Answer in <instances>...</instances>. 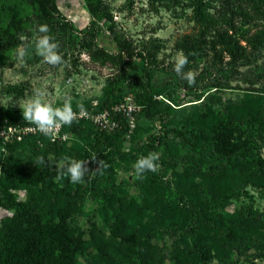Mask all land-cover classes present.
I'll return each mask as SVG.
<instances>
[{
    "label": "rangeland",
    "instance_id": "374dc122",
    "mask_svg": "<svg viewBox=\"0 0 264 264\" xmlns=\"http://www.w3.org/2000/svg\"><path fill=\"white\" fill-rule=\"evenodd\" d=\"M46 1L69 23L42 19L28 0H0V197L25 199L28 191L43 186L62 191L38 194L16 218L0 208V244H10L18 262L27 257L28 264H143L139 256L147 264H264V246L249 234L241 246L224 252L229 257L203 263L185 255L188 223L179 210L185 189L178 178L182 139L194 135L195 123L206 121L208 110L239 98L264 103V49L243 40L241 21L206 28L194 19L199 0H93L94 28L80 33L77 29L93 19L85 0ZM201 1L211 13L219 6L217 0ZM241 5L234 15L259 17L255 2ZM39 25H47L58 42L62 64L51 66L36 55ZM22 45L28 47L23 63L16 56ZM119 46L132 51L124 63L126 74L109 58ZM178 51L188 57L184 72L195 74L191 86L173 70ZM37 87L47 89L54 106L67 95L74 111L79 113L82 104L87 114L44 136L21 112ZM109 98L111 112L103 106ZM102 130L110 133L95 145ZM217 132L216 143H202L214 152L204 165L220 169L238 151L237 166L213 187L224 191L226 182L238 190L225 194L223 205L214 209L264 215V139L249 138L244 130ZM88 150L109 165L102 175L92 172L97 163L84 158L91 173L83 183L57 179L63 156L78 159ZM149 152L159 153V170L137 179L133 164ZM37 157L45 163H37ZM155 211L164 214L161 258L149 243L139 245L155 239L145 225Z\"/></svg>",
    "mask_w": 264,
    "mask_h": 264
},
{
    "label": "trees",
    "instance_id": "16d2710c",
    "mask_svg": "<svg viewBox=\"0 0 264 264\" xmlns=\"http://www.w3.org/2000/svg\"><path fill=\"white\" fill-rule=\"evenodd\" d=\"M28 1L32 10L35 13H39L41 17H43L42 19L49 20L51 18H60L69 23V21H66L65 16L59 14L58 10L50 6L46 0ZM85 1L90 8L93 19H91L83 29H77L80 33L90 32V30L94 28V19L97 16V11L91 8L93 0ZM170 1L172 4L177 3V0ZM217 1H219V6L218 8L215 6L214 11L211 13L209 11L210 8L204 5L203 1L199 0L194 11V19L204 25V27L211 28L215 24L221 25L226 22H232L234 18H237L245 28L241 29L243 32V40L254 46L257 50L264 49V0H250L256 3L259 17L244 14L238 17L234 15L235 11L242 8L241 2L243 0ZM252 29L253 32L249 33ZM131 55L132 51L130 48H122L119 46L116 52L109 54V58L119 63L122 70H124L123 74H126L125 69H123L124 63ZM253 99L254 98H239L221 110L215 109L206 111L204 114V116L207 117L206 121L200 119V121L195 123L194 126L196 130L194 135L185 140L182 139V142L185 144V151L179 155V158L182 159L183 166L178 173V178L185 189L184 192L179 195V210L188 223L186 230L189 235V246L185 248V255L192 257L197 262L201 261L207 263L213 256L229 257V254L227 253V255L224 252L230 250L232 248L231 246H241L244 243V236L248 234L250 236L249 240L257 241L258 244H261L260 246H264L263 214L251 210L244 212L235 209L232 212H219L214 209L223 205L224 198L226 197L225 194L233 193V191L238 190V187H233L226 182L224 183V191H220V185L219 189H213L214 184L221 180L222 176L229 175V173H227L228 170H232L237 166L238 162L235 161V158L238 156V151L232 153L234 158L229 160L230 163L221 165L220 169L213 168V170H210L209 165H204V160L206 157L212 158L214 152L213 150H204L202 147V143L204 142L216 143L219 140L221 133L217 131H223L225 133L233 130H244L249 138L263 140L264 103L253 105L252 102H254V104L256 103ZM111 102L112 99L109 98L103 105L108 112H111ZM218 120L219 123L216 124L215 122ZM122 127L125 126L122 125ZM109 133L110 131L102 130L96 135L95 145H98L103 136ZM229 137L230 136H228V138ZM247 154H250V152L247 151ZM92 155L93 151L88 150L80 154L78 159H89ZM213 174L216 176L209 177ZM69 183L70 179L68 178L65 184ZM233 185L236 186L235 184ZM61 191L62 188L57 191H52L50 186H43L28 191L25 199H4L0 197V208L12 210L13 217L16 218L23 211L31 208L36 202V196L38 194L52 193L58 195ZM162 218H164V214H159L155 211L153 215L146 220L145 225L153 230L155 239L153 241L142 239L139 244L142 247L143 244L149 243L159 258L164 256L166 249L163 245L165 227L159 224ZM156 221H158V223ZM49 239L51 240V237H49ZM49 244L51 245V243ZM138 249L140 250L139 247ZM60 252H63L62 248ZM15 255L14 249L10 244L7 242L0 244V264H28L29 259L27 257L19 263ZM139 261L143 264H147L148 262L141 256H139ZM37 264H39V262Z\"/></svg>",
    "mask_w": 264,
    "mask_h": 264
},
{
    "label": "clouds",
    "instance_id": "9594fccd",
    "mask_svg": "<svg viewBox=\"0 0 264 264\" xmlns=\"http://www.w3.org/2000/svg\"><path fill=\"white\" fill-rule=\"evenodd\" d=\"M38 35L35 40V53L42 57L43 61L51 66H58L63 63V58L59 53V44L54 37L49 35L47 25L38 26ZM28 55V47L20 46L16 50L17 59L23 63ZM188 63V57L183 51H178L174 58V71L184 79L189 86L195 83V74L192 71L184 72V68ZM48 92L44 87H37L33 91V95L22 102L23 120L35 126V130L39 131L46 137H51L60 127L71 125L78 116H85L87 113L82 104H78L79 113L74 111L72 106V98L65 96L61 106H54L53 102L47 99ZM20 107V106H19ZM21 109V107H20ZM92 162L98 164V167L92 172L103 174L102 169H107L109 165L104 160H97L96 156L90 157ZM159 153L149 152L141 155L133 164L135 176L140 179L146 172H157L160 165ZM36 162L44 164L43 157H37ZM91 173L84 159H76L70 156H63L59 162V171L57 179L68 177L73 184L83 183L86 176Z\"/></svg>",
    "mask_w": 264,
    "mask_h": 264
},
{
    "label": "built area",
    "instance_id": "2783aa9c",
    "mask_svg": "<svg viewBox=\"0 0 264 264\" xmlns=\"http://www.w3.org/2000/svg\"><path fill=\"white\" fill-rule=\"evenodd\" d=\"M108 114V113H107ZM105 116V114L103 115V117ZM103 117H102V119H103ZM112 124L114 123L113 121H110ZM103 127L105 128L106 127V125H103Z\"/></svg>",
    "mask_w": 264,
    "mask_h": 264
}]
</instances>
